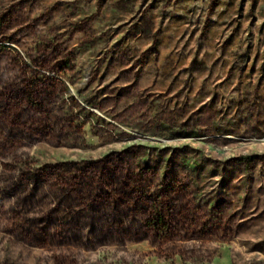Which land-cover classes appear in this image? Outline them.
Here are the masks:
<instances>
[{
  "label": "rangeland",
  "instance_id": "rangeland-1",
  "mask_svg": "<svg viewBox=\"0 0 264 264\" xmlns=\"http://www.w3.org/2000/svg\"><path fill=\"white\" fill-rule=\"evenodd\" d=\"M0 264H264V0H0Z\"/></svg>",
  "mask_w": 264,
  "mask_h": 264
},
{
  "label": "crops",
  "instance_id": "crops-1",
  "mask_svg": "<svg viewBox=\"0 0 264 264\" xmlns=\"http://www.w3.org/2000/svg\"><path fill=\"white\" fill-rule=\"evenodd\" d=\"M67 66H68V64H67ZM65 67H66V64H65ZM72 69H74L75 71H77V70H81V71H83V70L85 69V66L76 63L75 66L72 67Z\"/></svg>",
  "mask_w": 264,
  "mask_h": 264
}]
</instances>
